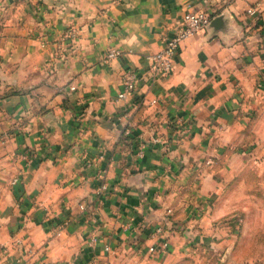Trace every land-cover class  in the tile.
Returning <instances> with one entry per match:
<instances>
[{"label": "crops", "instance_id": "1", "mask_svg": "<svg viewBox=\"0 0 264 264\" xmlns=\"http://www.w3.org/2000/svg\"><path fill=\"white\" fill-rule=\"evenodd\" d=\"M202 10L173 73L120 99L123 70ZM263 144L264 0H0V264L198 260L237 223L231 184Z\"/></svg>", "mask_w": 264, "mask_h": 264}, {"label": "rangeland", "instance_id": "2", "mask_svg": "<svg viewBox=\"0 0 264 264\" xmlns=\"http://www.w3.org/2000/svg\"><path fill=\"white\" fill-rule=\"evenodd\" d=\"M256 155L257 159L252 157L251 161L248 159L245 162L250 171L233 178L231 184V196L227 199L231 205L230 213L224 218H232L237 223L196 246L204 257L186 261L185 264H264V144L254 157ZM241 162H234L240 166L238 169L243 167ZM0 167L5 165L0 163ZM6 183V178L0 177V198L4 196L2 190Z\"/></svg>", "mask_w": 264, "mask_h": 264}, {"label": "built area", "instance_id": "3", "mask_svg": "<svg viewBox=\"0 0 264 264\" xmlns=\"http://www.w3.org/2000/svg\"><path fill=\"white\" fill-rule=\"evenodd\" d=\"M247 13L254 15L256 13L255 8H249ZM212 15L207 11H188L183 15L182 21L178 29L171 36H168L165 40L164 47L156 53L148 54L146 60L148 63L147 69L144 73H140L135 68H126L121 75L122 90L119 92L118 97L120 99L127 98L138 91V86L141 82H157L169 77L174 70V58L179 52L182 43L192 35L206 28L211 22ZM77 30L71 28L67 33V38L74 39L77 37ZM120 55L117 50H110L103 59V62L110 64L115 58ZM74 89V87H72ZM156 101H154L155 103ZM158 140V139H157ZM17 181V180H16ZM106 183L101 184L100 190H105ZM83 208V207H82ZM172 211L169 210L163 223L150 226L149 234L155 241L148 247V251L151 254H162L170 249V235L172 230L177 229L176 223L171 219ZM97 238H93L95 242ZM106 251H110L111 248L106 245Z\"/></svg>", "mask_w": 264, "mask_h": 264}, {"label": "water", "instance_id": "4", "mask_svg": "<svg viewBox=\"0 0 264 264\" xmlns=\"http://www.w3.org/2000/svg\"><path fill=\"white\" fill-rule=\"evenodd\" d=\"M212 23H213V17H212L211 22H210L206 27H208V26L211 25Z\"/></svg>", "mask_w": 264, "mask_h": 264}]
</instances>
